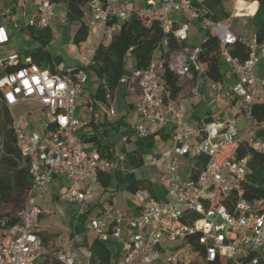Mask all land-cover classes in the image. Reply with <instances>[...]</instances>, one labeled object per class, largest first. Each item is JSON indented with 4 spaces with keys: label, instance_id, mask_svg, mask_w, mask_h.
<instances>
[{
    "label": "built area",
    "instance_id": "obj_1",
    "mask_svg": "<svg viewBox=\"0 0 264 264\" xmlns=\"http://www.w3.org/2000/svg\"><path fill=\"white\" fill-rule=\"evenodd\" d=\"M29 5L32 13L28 27L48 28L53 0H29ZM87 6L90 16L85 25L100 31L104 48L119 32L120 23L134 17L156 20L164 35L186 44L168 59L154 54L147 68L133 69L120 80L134 93L133 109L141 119L135 128L138 137L170 126L171 146L151 159L154 165L162 164L159 181L169 200H159L140 189L133 193L136 214L113 213L107 203L100 205L97 216L85 214L88 191L99 175L114 168L111 160L101 156L78 133L82 123L76 114L77 98L87 82L86 71L53 74L28 64L4 73L0 89L7 110L34 101L42 106L44 122L40 131H34L30 115L12 119L17 150L27 160L31 188L19 222L6 225L0 220V264H38L46 257L59 264H83L72 250L71 239L60 237L63 247L51 249L38 229L39 219L52 214L39 202L55 175L65 183L60 198L78 207L74 215L77 220L87 221V233L101 242L119 244L115 264H264V199L250 202L244 198L249 155L238 157L244 146L264 154V123H257L251 115L253 105L264 104V79L254 74L264 59V41L258 42L254 33L248 38L235 35L227 24L212 20L207 9L195 0H142L141 5L130 8L124 7L122 0H90ZM173 14L183 15V20H173ZM3 16L16 28L10 9H5ZM191 22L198 23L200 38L204 32L215 38L235 78L233 85L214 82L206 75V66L198 60L200 45L191 44ZM7 37V26H1L0 43ZM237 42L247 49L245 59L230 54ZM17 63L16 54L0 58V70ZM166 71L182 81L201 78L212 100L230 92L243 107L242 133L229 119L212 120L200 127L184 121L166 90ZM196 94L195 88L190 89L189 104ZM109 113L114 115L112 107ZM180 158L191 161L185 176L179 171ZM197 158L203 159L199 169L193 165Z\"/></svg>",
    "mask_w": 264,
    "mask_h": 264
},
{
    "label": "crops",
    "instance_id": "obj_2",
    "mask_svg": "<svg viewBox=\"0 0 264 264\" xmlns=\"http://www.w3.org/2000/svg\"><path fill=\"white\" fill-rule=\"evenodd\" d=\"M6 1H7L6 4L0 5V27L4 25L7 26L8 37H7L6 42L0 43V58H5L10 55L16 54L18 56V61L22 60L25 64L28 65V63L31 62L30 61L31 59L29 56L25 55L24 53L38 46H41L45 43L46 44L45 50L51 54L53 66L58 72H69L71 69L86 67L89 65L93 55L86 62V65L78 64V65H74L72 68H66L61 65L56 66L55 64L54 56L51 53L50 49L54 44H56L55 40H56V35L58 31L53 28V24H52L53 21L57 20V23H55V25L58 24L57 26L58 28L62 27L60 25H65L64 27L65 29H67L66 34L68 35L71 43H72L73 34L75 33L80 23V21L77 20L74 16H72V14L67 10L64 0H53L54 2L53 17L48 27L50 29L52 38L47 41H34L30 38V31L27 25V21H28L30 14L32 13V10L29 5V0H6ZM195 1L201 2L203 0H195ZM240 1L243 3V9L240 12V18L237 19L233 16V14H231V12L233 13L234 10L237 11V3ZM122 3L124 7L128 8L134 5H138V6L141 5L142 0H122ZM251 4H255L254 5L255 10L253 14H249L248 12H246L247 11L246 9ZM220 6L225 13L230 15V19L225 24H227L231 30L233 29L232 31L235 33V35L241 38H248L251 34L254 33L252 25H251V18L253 17V15L255 14L257 10L256 2H251L247 0H221ZM5 9L11 10V15L16 21V28L11 27L9 23L5 21L4 16H3V11ZM58 15L60 16L58 17ZM89 16H90L89 7L85 6L83 8V18L81 21L85 23L86 20L89 18ZM171 18L175 21H180V20H183V15L173 14ZM233 18L237 20L236 22H238L237 24H239V26H235V27L232 26L231 22ZM195 23L197 22H191V27H190L191 40L196 36L200 37V35H198L196 31L197 26L196 27L194 26ZM94 30L96 31V34L99 37L97 46H96L97 48L101 44L103 36L99 30L97 29H94ZM90 31L92 30L88 29V34ZM17 36H20V39L19 41L14 42ZM86 42H87V39L84 43L80 44V46H76L78 48V52L80 53L82 57H84V54H85V50H86L85 43ZM191 44L193 45L192 42ZM11 45H15V46L11 47ZM221 70L223 74L221 83L228 85V86L233 85V83L235 82V78L231 72L230 66L228 65L225 70L224 69H221ZM254 74L256 77L260 79H264V59L255 67ZM87 76H88V73H87ZM88 79H89V76L87 80ZM180 81L183 82L181 85L179 84V86L181 87V91L174 100L172 99L171 100L175 102V104L177 105L180 116L184 121L188 122L193 127H200L202 125H205L211 122L212 120L218 119V120L223 121L225 119H229L232 121V124L238 130V132L240 134L242 133L244 124H245V120L243 117V107L239 106V102L235 99L234 96H232L230 92L219 94L215 100H212L208 96L207 84L201 78L195 77L192 81H189V82L182 81V80ZM184 83H186L185 86H184ZM193 88L197 90V94L196 96L193 97V103L189 104L187 99L191 97L190 89H193ZM127 92L131 94V97H132L131 102H127L126 100ZM118 93H119L118 95L115 93L114 97H112L111 95L108 96L106 98L105 103H97L95 108L93 107L92 102H88L90 101V98H88L86 100V103H84L85 104L84 107L81 108V113L78 115L82 123L81 127L78 130V133L81 135H85L86 137H89L93 134L97 135L98 137H100L99 139L101 143L105 147H107L108 150L110 151V160L114 163V168H112L109 172L105 174L109 175L110 185H111V173L110 172L113 171V174L115 176L114 179H115V182L117 183L115 192H113L110 189V185L107 188V190L102 189L99 182L92 185L91 189L87 193L86 204H84L83 206V212L87 215L89 211L94 209L96 210L95 215L97 216L100 213L99 210H100V205L102 203L109 204L112 208L113 213L120 212L124 215L136 214L137 208H136V204L133 199V193L127 191L125 188L129 184L137 180H149L151 183H153L152 178H154V176L157 179V185L161 186L159 177H160V173L162 170V164L159 162L154 165L151 163V159L154 155L158 154L159 152L163 150L168 149L171 146L170 126L165 125L164 127H161L160 129H158L154 134L149 135L147 137H138L135 134V128L141 122V119L135 113L133 109V103H134L133 90L131 89L129 85H126ZM29 102H32V101H29ZM111 107L114 109V115H110L109 113ZM41 110H42V106H41ZM41 110H40L41 116H34V115L29 114L30 118L33 120L34 126H36L38 129L36 130V128H34L32 125V129L34 131H40L42 127V123L44 122ZM240 122H241L240 126L237 127V123H240ZM114 132L118 133L119 138L113 139V137L115 136L112 135V133ZM138 138L146 139L147 141L145 145L140 143ZM156 142H160L161 146L159 149H157L152 154H150V160L148 162L149 163L148 166L154 168L151 172V178L138 179V178H135L132 173H129L121 177L120 174L124 172L123 170L124 168H126L124 167V163H123L124 154L130 151H136L140 154L141 147L143 145L147 147V149L148 148L153 149V147H155ZM89 143L93 147L96 148L94 143L92 142H89ZM179 160H180L179 171L181 175L185 176L186 171H187V165L191 161L187 162L185 158H180ZM143 162H144L143 166L148 164L146 163L144 158H143ZM116 167H118L120 171H116L115 169ZM51 181L49 183H52L54 191L51 192L50 197L47 196V193L45 194L43 199L40 201V203L42 204H45L46 200L50 201L53 204L57 201L64 202L60 198L59 194H60V191L64 189L65 183L63 182L61 178L57 177L56 175ZM152 190H153L154 195L158 198L159 196L156 193L155 185L153 184H152ZM120 192L127 194V199L124 200L123 198L122 202L118 201L116 197V195L119 194ZM128 199L131 200V205L127 203ZM42 209L48 210L45 205L43 206ZM70 209H71L70 217L73 220L74 229L72 230V232H68L65 235V237H67L69 240L71 239L72 250L76 252L80 257L82 256L84 264H87L88 262H90L89 261L90 253L88 251V246L92 242V240H94V238L92 237L91 241L88 240L87 235H90V234L87 233V228L83 230L76 229L75 225L77 226V224L79 223L83 225L84 222L79 219L77 220L76 216L74 215V213L78 209L77 206H73ZM126 234H127V230L125 229L124 236ZM41 235H42L44 244L46 245L45 236H49L50 233L41 230ZM60 237H63V236L61 235ZM60 237L57 238V240L53 244H51V246H47V245L46 246L50 247L51 249H58V248L63 247V243L61 242ZM106 244L108 245L110 251L114 255H116V252L118 251V248H119V244L113 241H108L106 242ZM115 258L113 259L112 264H115L114 263Z\"/></svg>",
    "mask_w": 264,
    "mask_h": 264
},
{
    "label": "trees",
    "instance_id": "obj_3",
    "mask_svg": "<svg viewBox=\"0 0 264 264\" xmlns=\"http://www.w3.org/2000/svg\"><path fill=\"white\" fill-rule=\"evenodd\" d=\"M67 10L80 21L78 28L72 37V43L80 46L88 37V29L81 20L83 18V8L90 0H64ZM257 3V10L251 18V25L258 42L264 41V0H247ZM221 0H203L200 3L207 9L208 16L216 21L226 23L230 15L225 13L220 6ZM30 38L34 41H47L52 38L49 28L35 30L29 27ZM166 44L163 46V41ZM186 44L177 42L173 37L162 33L156 20H146L141 18H131L127 22L120 24L119 32L114 36L108 47L104 48L100 44L94 51L91 62L86 67L74 68L69 72H76L79 69L91 71L97 78L98 84L91 95L93 107L97 103H105L106 98L114 92L119 85V80L127 74L125 63L127 55L133 58V69L142 70L147 68L154 54H159L162 58L168 59L169 55L183 48ZM46 44L38 46L24 54L30 57V63L39 68L48 70L50 73L64 74L58 72L53 66L52 56L45 50ZM200 54L198 60L206 66V75L214 82L222 81V67L225 62L220 54V47L209 33L201 34ZM231 56L245 59L247 55L246 47L237 42L230 50ZM22 60L16 66L0 70V77L4 73L14 72L26 67ZM166 90L169 98L174 100L181 91L178 77L166 71L164 74ZM251 115L257 123H264V104H255L251 107ZM12 116L2 101V90L0 89V220H4L6 225H13L19 222L20 213L25 204V198L31 188V179L27 170V160L22 158L17 150L15 135L12 128ZM91 123V122H90ZM80 138L86 142L95 144L100 155L110 160V151L105 147L100 137L93 134L89 137L79 134ZM249 155L248 167L250 174L244 184V198L253 202L257 199H264V154L253 151L244 146L238 152V157ZM124 167L129 169H139L143 166V158L136 151L126 152L123 158ZM194 167L203 165V159L193 160ZM98 182L102 189L107 190L110 185L108 174L98 176ZM127 191L134 193L140 189H146L153 193L152 183L149 180H137L129 184ZM21 196L22 202L15 213L13 202L15 196ZM90 253V263L112 264L115 255L110 251L108 245L99 240H92L88 246ZM38 264H59L50 257L42 259ZM218 264V263H214Z\"/></svg>",
    "mask_w": 264,
    "mask_h": 264
},
{
    "label": "rangeland",
    "instance_id": "obj_4",
    "mask_svg": "<svg viewBox=\"0 0 264 264\" xmlns=\"http://www.w3.org/2000/svg\"><path fill=\"white\" fill-rule=\"evenodd\" d=\"M7 1L6 0H0V5H4L6 4ZM255 4H251L249 5V7L246 9L249 14H253L254 10H255ZM130 8V7H128ZM243 9V3L240 1L237 3V11L234 10L233 13L231 12V14H233V16L235 18H240V12ZM60 15H58L59 17ZM175 16V15H174ZM233 18L231 24L233 27L235 26H239V24H237L238 22H236L237 20ZM56 21V22H55ZM53 21V28L55 30H57V35H56V44H54L51 47V53L54 56V61L56 66H63L66 68H72L74 65H78V64H84L86 65V62L92 57L94 50L97 46V42H98V35L96 34V31L93 29H90L92 31L89 32L88 37H87V42L85 43V54L84 57H82L80 55V53L78 52V48L73 45L68 37V35L66 34V30L65 29V25H60L62 27H57V25H55V23H57V20ZM121 24V23H120ZM196 24V25H195ZM194 26L198 27V24L195 23ZM120 27V25H119ZM233 30V29H232ZM20 36H17L16 39L14 40V42L19 41ZM200 41L201 38L199 36L194 37L191 42L193 43V45L198 46L200 45ZM13 42V43H14ZM15 45H11V47H13ZM223 61L225 62V66L222 67V69H226V67L229 65L226 62V58L225 56L222 57ZM228 64V65H227ZM125 68L127 71V75L129 74V72L132 71L133 69V58L131 57V55H127L126 57V63H125ZM89 79L87 80L86 84L82 87L81 89V93L77 98V110H76V114H80L81 113V108L84 107V103H86V100L88 98H90L91 101V95L94 93V87L98 84V80L96 78V76L91 72H87ZM125 77V76H123ZM122 77V78H123ZM121 80V79H120ZM119 80V85L118 88L111 93V96L114 97L115 93L118 95L122 88L125 87V84H121ZM183 82L179 81V84L181 85ZM186 85V83H184V86ZM121 87V88H120ZM126 100L127 102H131L132 97L131 94L129 92L126 93ZM88 101V102H90ZM40 110H41V105L37 102H22L20 104H18L15 108H13L11 110V116L13 120L18 119L20 116H27L29 114L34 115V116H41L40 114ZM33 127L37 129L36 126H34V123L32 122ZM240 123H237V127L240 126ZM112 135H114L115 137H113V139H117L119 138L118 133L114 132L112 133ZM135 138V137H133ZM139 142L144 144L146 143V139H142V138H138ZM141 147V156L144 158V160L146 161V163L149 162L150 160V154H152L154 151H156L157 149L160 148L161 143L160 142H156L155 143V147H153V149H147V147L145 146ZM152 150V151H151ZM148 164H146L145 166L139 168V169H129V168H124V172H122L120 175L121 177H123L124 175H127L129 173H132L134 175L135 178L138 179H142V178H151V172L154 169L153 167L148 166ZM122 166V165H121ZM116 171H120L118 167L115 168ZM111 173V185H110V189L115 192L116 190V182H115V176L113 174V171L110 172ZM52 182V181H51ZM152 184L155 185V189H156V193L158 194V198L159 200H169V198L167 197L166 194V190L163 186H158L157 185V179L154 176V178H152ZM54 191L53 190V186L52 183H49L48 185V192H47V196L50 197L51 192ZM117 200L122 202L123 198L124 200L127 199V194L120 192L119 194L116 195ZM47 198V197H46ZM61 201V200H60ZM22 202V197L21 196H15L14 198V202H13V211L16 213L21 205ZM127 203H129L131 205V200L128 199ZM46 206V208L52 212V214L50 216H42L39 219L38 222V229L39 230H43L46 232H49L50 235L49 236H45L46 237V245L47 246H51V244H53L57 238H59L61 235L65 236L68 232H72V230L74 229V225H73V220L70 217V211H71V207H73L72 205H69L67 203L64 202H55L54 204L51 203L50 201L46 200L45 204H42L39 202V206L41 208H43V206ZM96 213V210H91L88 213V216H94ZM77 230H83L87 228V221H85L83 223V225L81 223L77 224V226L75 225ZM87 238L89 241L92 240V236L87 235ZM82 260V263L84 264V261L82 259V256L80 257Z\"/></svg>",
    "mask_w": 264,
    "mask_h": 264
}]
</instances>
